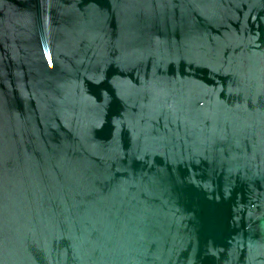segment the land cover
Here are the masks:
<instances>
[{
  "label": "water",
  "instance_id": "obj_1",
  "mask_svg": "<svg viewBox=\"0 0 264 264\" xmlns=\"http://www.w3.org/2000/svg\"><path fill=\"white\" fill-rule=\"evenodd\" d=\"M0 264H264V0H0Z\"/></svg>",
  "mask_w": 264,
  "mask_h": 264
}]
</instances>
